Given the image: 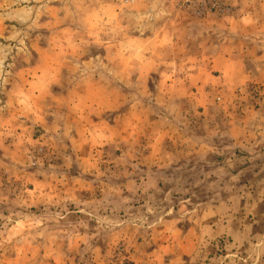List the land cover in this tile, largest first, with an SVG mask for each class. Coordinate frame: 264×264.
Listing matches in <instances>:
<instances>
[{"label": "rangeland", "instance_id": "374dc122", "mask_svg": "<svg viewBox=\"0 0 264 264\" xmlns=\"http://www.w3.org/2000/svg\"><path fill=\"white\" fill-rule=\"evenodd\" d=\"M215 1L0 0V264H264V0Z\"/></svg>", "mask_w": 264, "mask_h": 264}, {"label": "crops", "instance_id": "0c3cea01", "mask_svg": "<svg viewBox=\"0 0 264 264\" xmlns=\"http://www.w3.org/2000/svg\"><path fill=\"white\" fill-rule=\"evenodd\" d=\"M220 22L223 23L225 21H219V23ZM209 30L212 33H218L217 32L218 29L217 28H213V26L210 27ZM218 31H220V30H218ZM227 31L231 32L233 30H227ZM229 48H232V47H229ZM218 49H220V48H218ZM217 51H219V50H217ZM233 51L235 53L237 52V50L235 49V50H232L230 53H228L227 56H225V54H218V55L211 56L210 57L211 61H209L210 66L209 65H207V66L205 65L204 67L207 68L209 71L219 70L218 72L224 74V76L226 75L227 77L234 76V77H239L240 81H242V80L243 81H247L248 78L250 77V75L247 74L246 71L244 70V66H243L242 61H241V65H238V64L234 63V61L239 60V57L236 56V55H233L232 54ZM185 66H186V64H185ZM194 69L200 70V69H202V67H198V69L195 67ZM220 77H221V75L218 76V78H220ZM250 79L251 78H249V80ZM173 81L171 80V82H173ZM186 83L187 84H185V83L184 84H185V86L188 87V90L191 89V86L194 85V81L192 82L191 80H186ZM194 162L200 163V162H197L196 159L194 160Z\"/></svg>", "mask_w": 264, "mask_h": 264}, {"label": "built area", "instance_id": "2783aa9c", "mask_svg": "<svg viewBox=\"0 0 264 264\" xmlns=\"http://www.w3.org/2000/svg\"><path fill=\"white\" fill-rule=\"evenodd\" d=\"M208 4L220 13H227L229 11L226 8H223L221 5L217 4L215 0H208Z\"/></svg>", "mask_w": 264, "mask_h": 264}]
</instances>
